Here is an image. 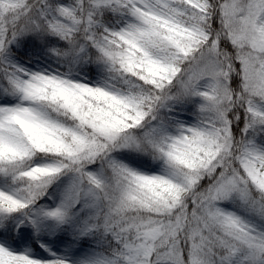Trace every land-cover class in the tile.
Segmentation results:
<instances>
[{
  "label": "snow or ice",
  "instance_id": "snow-or-ice-1",
  "mask_svg": "<svg viewBox=\"0 0 264 264\" xmlns=\"http://www.w3.org/2000/svg\"><path fill=\"white\" fill-rule=\"evenodd\" d=\"M0 264H264V0H0Z\"/></svg>",
  "mask_w": 264,
  "mask_h": 264
}]
</instances>
